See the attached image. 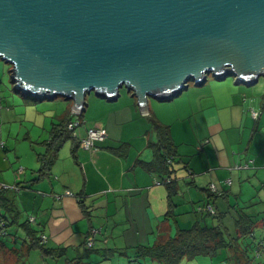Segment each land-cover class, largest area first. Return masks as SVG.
I'll use <instances>...</instances> for the list:
<instances>
[{"label":"crops","instance_id":"0c3cea01","mask_svg":"<svg viewBox=\"0 0 264 264\" xmlns=\"http://www.w3.org/2000/svg\"><path fill=\"white\" fill-rule=\"evenodd\" d=\"M205 84L203 88L189 90L198 95L197 98L191 101L186 111L178 112L179 117L173 121L166 123L150 103L149 113H142L146 117H155L170 128L177 155L171 174L172 179L177 180L173 193L166 184L158 182L161 178L156 168L152 170L146 165L154 159L150 144L157 142V135L154 131L150 138L148 131L145 133L151 125L139 115L137 99L132 97L128 100L129 96L126 98L127 107L123 109L127 114L137 116V123H133L130 116L133 127H137L132 137L121 139L115 132L121 108L114 112L117 116L110 123L98 115L93 117L94 124L81 129L85 124L83 121L80 136L85 135L87 126L102 125L107 131V138L97 145L96 152L78 147L79 154L73 156V161L80 168V173L70 166L69 173L56 175L55 182H33L32 187L24 186L28 175L20 165L23 158L20 153L14 154L18 151L19 141L13 134L12 125L20 118L13 107L17 99L10 95V102L2 97L0 191L7 190V198L15 201L21 213V222L26 220L23 218L25 211L35 218L38 227H31L36 230L37 237L41 234L46 236V248H66L68 253L73 246L81 256L85 252L87 236L92 230H99L97 251L84 263H120L122 259L116 255L129 254L131 249L134 256L138 246H150L173 235L176 228L188 229L197 222L215 225L220 221L231 237L238 235L237 220L242 215H246L247 221L250 219L255 226L260 222L263 224L264 85H239L235 79L230 84H208V80ZM93 103L97 107L116 109V105L99 101ZM252 110L260 113L257 121L252 117ZM183 128L187 137H182ZM36 168L37 164L33 170ZM54 169L56 173L59 171L56 167ZM189 169L193 172L192 176L188 175ZM68 174L77 178L73 185L66 180ZM81 177V182H78ZM210 184H215L221 194L211 193ZM72 191L82 193V205L72 194H66ZM208 203L216 209L219 219L198 212V206ZM59 224L64 225L59 236H67L68 241L60 243L64 245L62 247H51L59 242ZM25 233L28 239L33 240L32 231L31 236L27 231ZM13 241L17 243L18 240ZM30 248L38 249V262L45 261L47 257L43 256L38 246ZM109 250L124 253L117 251L107 257Z\"/></svg>","mask_w":264,"mask_h":264},{"label":"water","instance_id":"95a60500","mask_svg":"<svg viewBox=\"0 0 264 264\" xmlns=\"http://www.w3.org/2000/svg\"><path fill=\"white\" fill-rule=\"evenodd\" d=\"M0 60L16 92L72 102L116 101L125 88L178 97L211 75L252 86L264 77V0H0Z\"/></svg>","mask_w":264,"mask_h":264},{"label":"rangeland","instance_id":"374dc122","mask_svg":"<svg viewBox=\"0 0 264 264\" xmlns=\"http://www.w3.org/2000/svg\"><path fill=\"white\" fill-rule=\"evenodd\" d=\"M11 68L10 64H6L4 61L0 60V96L5 97L6 101H10L8 97L10 95L16 97L17 101L14 103L13 107L16 110V113L19 114V120L12 123L14 131L13 134L18 137V151H14L15 155H22L23 161L20 162V165L23 166L26 170L28 178L24 181L23 185L32 187L34 186L33 182H39V184H49L50 181L55 182L56 175L60 176L61 172L69 173L70 166H74L76 170L80 173L79 169L74 165L73 156L78 155V148H76V139L69 137L64 123L67 119H72L73 122H85L81 126V129L85 128V125H92L95 123L93 117L100 116L103 121L110 123V120L117 116L116 110L120 108L118 119L120 120L117 125L115 132L121 137V139H129L134 135V132L137 131V127H133V123H137V116H132L130 113L127 114L123 108L127 107V96L128 100H132V94L129 93L125 88L121 89V95L118 98V101H108L107 99L99 98L95 95L94 92H91L86 97V111L83 114H74L71 110L72 102L66 101L62 97H57L54 100H43V99H30L26 96L18 93L14 89V84L11 81ZM216 84L227 82V84L234 83L233 77H228L225 80L219 81L216 80L213 76L208 77V84ZM264 85V77L260 78V81L254 86ZM196 87L192 82L189 84V88L184 90L182 94L178 97L167 100H156L150 99L149 103L155 108L157 115L162 117L167 121H173L179 116L178 112L186 111L191 103V101L197 98L198 95L191 93V89H199L205 87ZM211 86V85H210ZM252 86V87H254ZM207 88H209L207 86ZM171 100V101H170ZM12 101V100H11ZM10 101V102H11ZM93 101H99L107 105H116V109H108L106 107H97ZM90 102V103H89ZM71 106L69 107V105ZM138 106V105H137ZM140 116H143L147 122L150 123L151 127L145 131H148L150 138L154 134V129L150 120V116L146 117L142 115V112L139 110ZM112 110V113L111 111ZM154 110V112H155ZM68 111L67 114H65ZM118 112V111H117ZM130 116L133 120V123L130 120ZM156 119V118H155ZM114 125V124H111ZM182 137H187L186 129L183 128ZM86 134V131H85ZM15 137V136H14ZM58 146V147H57ZM14 155V156H15ZM52 160V163L50 162ZM37 161V163H36ZM16 162V160H15ZM18 163V162H17ZM37 164V168L33 170V167ZM58 168L56 173L55 167ZM177 166V165H176ZM41 167L50 168L49 175L41 173ZM32 179V180H31ZM69 183L74 184L77 178L72 175H67ZM82 177L78 179V182H81ZM41 181V182H40ZM72 197L75 200H82V193L70 192ZM57 196L56 194H53ZM60 197V196H59ZM58 198V196H57ZM18 201V199H17ZM83 204V202H82ZM29 212L25 211L23 213V218H29ZM34 216V215H32ZM55 218L53 219V222ZM32 225L38 227L35 223ZM61 228H64V225L59 224L57 233V241L55 244H52L51 247H62L63 244L68 241L67 236L62 235L63 231H60ZM46 231V230H45ZM26 231L19 226H10L7 228V235L0 234V264H69L68 260L76 258L79 252L75 251L73 246L68 250L66 256L61 258H45L44 262H38L37 256L39 254L38 249H31V245L34 241L28 239L26 236ZM56 232V230H55ZM45 233H48L47 231ZM14 239H17V243H14ZM2 242V244H1ZM63 243V244H60ZM99 243V239L96 240L95 248ZM241 250H245L248 256L255 260L256 264H264V247L261 249L262 253L260 257L256 258L257 246L261 243H264V224L260 222L254 227V238L245 237L239 239ZM138 245V244H134ZM16 249V252L14 251ZM73 250V251H72ZM77 250V249H76ZM124 253L123 251H121ZM133 250H129V254H118L115 257L121 258L122 262L117 263H108L104 264H159L157 261L150 258H135L132 256ZM234 251L232 249H224L221 253L214 257H205L200 256L195 259H185L180 264H229L228 257L232 256ZM133 257V258H132ZM256 258V259H255ZM82 264H93L89 261ZM104 261L101 262V264Z\"/></svg>","mask_w":264,"mask_h":264},{"label":"trees","instance_id":"16d2710c","mask_svg":"<svg viewBox=\"0 0 264 264\" xmlns=\"http://www.w3.org/2000/svg\"><path fill=\"white\" fill-rule=\"evenodd\" d=\"M150 120L157 135V142L150 144L154 159L146 165L152 170H155L156 168L161 178L162 184H166V186H168L169 190L172 192L174 183L177 181L176 179H172L171 177V174L174 172V163L177 156L175 154L176 146L173 142L169 126L162 124L152 116H150ZM70 122L71 120L67 119L64 123V126L69 137L75 139L68 129V124ZM79 146V141L76 139V148H78ZM50 162L52 163V160ZM46 168L47 171H43L44 167H41V173L49 175L50 168L45 167V170ZM187 172L189 176L193 175L192 170L189 169L187 170ZM210 186L211 184L209 185V191L211 193L217 195L221 194L216 185V191L211 190ZM6 192L7 190L4 189L0 191V234L7 235L8 227L14 225L19 226L27 231L28 235H30V231H32V234L34 236L32 241L34 242L31 246H38L41 249L43 256L51 258L63 257L67 253L66 248H46L47 242L43 241V234H41L39 237L36 236V230L31 227L32 224L35 223V221L31 222L29 217L25 221L21 222V220L19 219L21 213L18 209V206L15 204L14 200L7 198V196L5 195ZM79 202L82 205V200L79 199ZM170 203L172 207V201H170ZM208 205L211 204L208 203L198 206V212L205 213L214 219H219V214L212 205L211 206L216 211V215H212L208 211L200 210L202 208H206ZM83 208L85 213L88 214L86 208L84 206ZM254 227L255 223L250 219L247 221L246 215H242L237 220L238 235L235 237H231L227 234L226 229L222 226L220 221L215 225H207L197 222L188 229L176 228L173 235L167 238L159 239L150 246H138L136 248V253L134 256L135 258L139 259L150 258L157 261L159 264H180L185 259H195L200 256L214 257L221 253L224 249H232L234 251V254L228 257L227 261L229 264H256L255 260L251 259L245 250H241V246L239 243L240 238H254ZM84 246V254L71 259L69 261V264H82L84 260L87 259L93 252L97 251L95 246L88 247L86 245V241ZM263 247L264 243H261L259 247L257 246L256 258L261 256V249ZM117 251H119V253H122L120 250H109L108 252H106V256L108 257V254L112 255Z\"/></svg>","mask_w":264,"mask_h":264},{"label":"built area","instance_id":"2783aa9c","mask_svg":"<svg viewBox=\"0 0 264 264\" xmlns=\"http://www.w3.org/2000/svg\"><path fill=\"white\" fill-rule=\"evenodd\" d=\"M2 102H1V96H0V111L2 109ZM252 117L254 120H257L260 117V113L258 111L252 110ZM83 124V122H73L71 121L68 124V129L72 136L79 141L80 147L83 149H86L91 152H96L97 150V145L99 143H102L106 140L107 138V131L102 125H94V126H87L86 128V134L84 136H80V126ZM1 145L4 146V142H1ZM159 183H162V181H158ZM211 190L216 191V187L214 184H211L210 186ZM18 190L17 188H14ZM67 195H71L70 192H66ZM202 211H208L212 215H216L215 209L211 206L208 205L206 208L200 209ZM30 221L34 222L35 218L30 217ZM100 233L99 230H92L90 234L87 236L86 239V245L88 247H93L95 246L96 242V236ZM43 241L46 242V236L42 237Z\"/></svg>","mask_w":264,"mask_h":264},{"label":"bare ground","instance_id":"6f19581e","mask_svg":"<svg viewBox=\"0 0 264 264\" xmlns=\"http://www.w3.org/2000/svg\"><path fill=\"white\" fill-rule=\"evenodd\" d=\"M41 100V99H40Z\"/></svg>","mask_w":264,"mask_h":264}]
</instances>
